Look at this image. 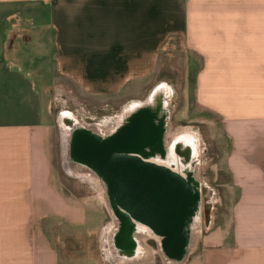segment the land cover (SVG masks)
<instances>
[{"label": "crops", "instance_id": "obj_1", "mask_svg": "<svg viewBox=\"0 0 264 264\" xmlns=\"http://www.w3.org/2000/svg\"><path fill=\"white\" fill-rule=\"evenodd\" d=\"M179 52L198 60L196 104L221 120L231 203L185 264H264V0H0V264H67L48 226L86 217L54 171L44 91L64 78L133 99Z\"/></svg>", "mask_w": 264, "mask_h": 264}, {"label": "water", "instance_id": "obj_2", "mask_svg": "<svg viewBox=\"0 0 264 264\" xmlns=\"http://www.w3.org/2000/svg\"><path fill=\"white\" fill-rule=\"evenodd\" d=\"M170 89L159 85L144 101L132 103L105 136L67 113L60 115L64 168L96 181L113 221L109 249L117 264L141 259L136 235L143 231L160 240L158 252L167 264H185L195 230L202 228V215L211 209L207 204L201 211L206 183L195 176L204 143L200 139L195 150L187 138L192 130H184L176 142L167 141L173 111ZM158 163L171 164L184 176Z\"/></svg>", "mask_w": 264, "mask_h": 264}, {"label": "rangeland", "instance_id": "obj_3", "mask_svg": "<svg viewBox=\"0 0 264 264\" xmlns=\"http://www.w3.org/2000/svg\"><path fill=\"white\" fill-rule=\"evenodd\" d=\"M197 67L198 60L186 53L161 55L155 73L146 81L145 86L139 88L135 85L133 87L137 90L133 92V99L127 96L116 100L93 98L64 78L59 80L61 90L44 91L43 107L47 113L46 120L52 127L49 150L54 171L69 200L82 202L87 211L82 225L75 228L63 230L59 226L51 228L48 226L49 231L47 230V232L51 234L53 241L56 243L60 240V246L66 248L65 250L61 249V253L67 258V264L116 263L112 259L108 261L103 259L101 232L113 221L107 211L104 199L102 200L100 191L91 182L82 181L80 178L70 175L64 168V135L61 129L60 115L73 113L79 118L97 117L104 121H110L112 117L120 116L132 101H144L159 85L166 84L173 90V112L169 121L170 137L178 129H190L199 134L204 143L201 155L206 159V162L203 163V160L201 162L199 178L213 189L217 197L213 209L212 224L210 228L206 229L205 219H203L202 234L197 245L200 244L202 237L204 239L208 237L207 233L211 229L216 227L214 232H219L220 228L228 222L231 203L225 201L226 184L229 182L225 164L227 139L223 134L219 117L199 107L195 102L194 78ZM47 111L50 113L48 114ZM146 244L153 252V260L147 264H165L159 255L157 245L150 241ZM194 252L195 250L189 257Z\"/></svg>", "mask_w": 264, "mask_h": 264}, {"label": "bare ground", "instance_id": "obj_4", "mask_svg": "<svg viewBox=\"0 0 264 264\" xmlns=\"http://www.w3.org/2000/svg\"><path fill=\"white\" fill-rule=\"evenodd\" d=\"M171 111L172 110L170 108V112ZM67 114L71 115V117L77 122V124L85 127L88 130H91L93 132H101L103 130L108 129V126H109L108 120L104 121V120H101L97 117H85V116L82 118H79V117H77V115H75L73 113H67ZM187 130H190V129H186L185 131H187ZM185 131H184V129H178L177 131H175V133L171 135V139L173 140V142H176L177 140H180L181 138H183ZM187 133H188L187 138L190 140L189 143H192L194 145L195 150H198L199 146L201 145L200 144L201 140H200L199 134L197 135L196 132H194V131L193 132L188 131ZM191 133L194 136L190 135ZM167 136L168 137L170 136L169 131L167 133ZM202 160H203V163L206 162L205 157L203 159L201 158L200 165H198V167L196 168V172H195V176L199 180H201L199 178V172L201 170ZM178 167H180V166H178ZM173 168H175V167H173ZM175 171L179 172L182 176H184L183 173L180 171V169L177 168ZM68 173L72 176H76V177L80 178L82 181L91 182L98 189L96 181L93 180L92 178H89L88 176H86L84 174L75 173L74 171H68ZM204 186L208 189L207 184H204ZM206 188H204V193L202 192V194H204V199L202 201L201 211L204 209V207H207L206 206L207 204L211 205V209L207 210V212L205 213L206 215H202V218L205 219V228L208 229V228H210L212 221H213V218H212L213 209H214L215 202H217V197L214 194H212V192H211V191H213L212 188L209 187V189L207 191H206ZM208 191H210V193ZM102 200H103V198H102ZM111 227H112V224L108 225L101 232V248L103 251V258L105 261L112 259V255H111V252L109 249V231H110ZM201 234H202V228L200 226H197V228L195 230V234L193 236L191 248L189 251L190 253H192L195 250L197 243H198V240L201 237ZM136 236H137L138 240L140 241V245H141V250H140L141 259L139 261L131 263V264H147L153 260V252L151 249H149V247L147 246L146 243L148 242V240L152 239L159 244L160 240L148 231H143V232L137 234ZM164 263L167 264V262L165 260H164Z\"/></svg>", "mask_w": 264, "mask_h": 264}, {"label": "flooded vegetation", "instance_id": "obj_5", "mask_svg": "<svg viewBox=\"0 0 264 264\" xmlns=\"http://www.w3.org/2000/svg\"><path fill=\"white\" fill-rule=\"evenodd\" d=\"M137 101H132L129 105H131L132 103H136ZM104 111V110H103ZM101 112V111H100ZM120 116H114V117H112V119L110 120V121H108L109 122V126H108V129H106V130H103V131H101V132H94V133H96V134H98L99 136H105L106 134H109V129H110V127L117 121V119L119 118ZM168 137V136H167ZM171 139V137L169 136L168 137V139H167V141L169 142V140ZM156 166H158V167H163V168H166V169H170L171 171H173L174 173H179V172H177V171H175L177 168H173L172 167V165L171 164H167V163H165V164H156ZM179 175H181L180 173H179ZM182 176V175H181ZM183 177V176H182ZM154 242V244L155 245H157V243H156V241H154V240H152V239H150V240H148V242ZM158 248V247H157Z\"/></svg>", "mask_w": 264, "mask_h": 264}]
</instances>
